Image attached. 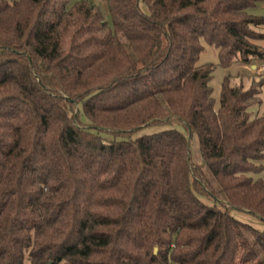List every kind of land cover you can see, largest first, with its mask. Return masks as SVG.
<instances>
[{
  "label": "trees",
  "instance_id": "1",
  "mask_svg": "<svg viewBox=\"0 0 264 264\" xmlns=\"http://www.w3.org/2000/svg\"><path fill=\"white\" fill-rule=\"evenodd\" d=\"M105 1L0 0V264H264V0Z\"/></svg>",
  "mask_w": 264,
  "mask_h": 264
},
{
  "label": "rangeland",
  "instance_id": "2",
  "mask_svg": "<svg viewBox=\"0 0 264 264\" xmlns=\"http://www.w3.org/2000/svg\"><path fill=\"white\" fill-rule=\"evenodd\" d=\"M77 1L80 0H70V3L72 4ZM87 1L99 7V9L103 14L104 20L106 21L108 26L112 30H114V24L108 11L107 2L105 0H87ZM248 11L256 15H264V5L259 4L255 8L250 9ZM202 45L204 49L200 54L199 63H211L214 65L210 86L212 89L211 95L215 103L216 104L218 103L221 85L226 77L228 78L229 84L231 86L242 85L244 89L249 88L253 84L259 85L261 83L260 104L257 105L256 107H253V113L258 115L264 114V73L258 71V69L261 66H264V60L253 61L248 64L234 62L229 67H222L221 65H219L217 50L214 47L205 44L203 41H202ZM261 45H264V41L261 42ZM252 66H254V68H252ZM80 119L82 121L86 120L82 114L80 115ZM167 127L169 126L146 127L140 130L139 132L135 133L132 137L135 138L143 134H152ZM176 128L180 132L185 133V131L181 126H177ZM189 143H190L192 161L196 164L202 163L201 157L199 155L198 141L196 137L189 138ZM262 176H264V172H262ZM232 214L241 223L249 224L253 228L264 232V222H261L256 217L250 214L237 212V211H233Z\"/></svg>",
  "mask_w": 264,
  "mask_h": 264
},
{
  "label": "built area",
  "instance_id": "3",
  "mask_svg": "<svg viewBox=\"0 0 264 264\" xmlns=\"http://www.w3.org/2000/svg\"><path fill=\"white\" fill-rule=\"evenodd\" d=\"M258 71L264 73V66H261Z\"/></svg>",
  "mask_w": 264,
  "mask_h": 264
},
{
  "label": "water",
  "instance_id": "4",
  "mask_svg": "<svg viewBox=\"0 0 264 264\" xmlns=\"http://www.w3.org/2000/svg\"><path fill=\"white\" fill-rule=\"evenodd\" d=\"M254 68V66H252Z\"/></svg>",
  "mask_w": 264,
  "mask_h": 264
},
{
  "label": "crops",
  "instance_id": "5",
  "mask_svg": "<svg viewBox=\"0 0 264 264\" xmlns=\"http://www.w3.org/2000/svg\"><path fill=\"white\" fill-rule=\"evenodd\" d=\"M253 68V67H252Z\"/></svg>",
  "mask_w": 264,
  "mask_h": 264
}]
</instances>
